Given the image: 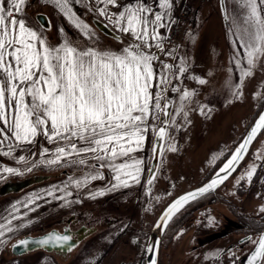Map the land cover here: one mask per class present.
I'll list each match as a JSON object with an SVG mask.
<instances>
[{
  "label": "rangeland",
  "instance_id": "obj_1",
  "mask_svg": "<svg viewBox=\"0 0 264 264\" xmlns=\"http://www.w3.org/2000/svg\"><path fill=\"white\" fill-rule=\"evenodd\" d=\"M257 3L259 8H264V4L259 3V0ZM192 5L196 8V13L187 24L182 40L176 44L166 41L168 47L166 46L165 53L172 51L173 54L168 56L163 53L162 59L153 62L154 69L159 71L163 63L178 67L180 58H183L185 72L179 79H173L172 83L195 94L190 102H186L187 120L182 116L177 118L182 125L181 129L179 131L169 129L171 139L165 138L159 168L152 184L145 183L155 137L150 131L142 150L132 154L133 157L142 160L139 183L130 180L128 187L113 188L115 183L109 182L114 181V173L108 168L109 179L103 185L87 183L77 188L70 180L66 184V191L71 193L68 195L71 199L74 200L72 196L75 197L76 191L81 192L77 194L76 203L79 204L85 218L94 222L100 221L99 231L67 256L36 250L22 255L25 264H138V243L140 233L146 224L148 226L152 224L161 208L177 193L203 182L221 163L223 156L231 151L245 134V130L264 102V56L256 60L255 66L251 68L252 75H243V72L249 69L247 50L242 46L243 41L240 39L244 27L242 19L246 15V10L242 8L241 0H192ZM71 6L94 33L91 38L77 29L48 0H26L22 18L26 20L28 27L42 32L48 43L53 46H58L67 39L80 48L91 46L102 50L120 51L137 42L124 43L111 38L93 25L91 20L96 16L118 31L108 18L101 16L97 11L96 0H72ZM152 7L155 9V4ZM39 10L49 15L52 22L49 30L44 29L36 20L35 13ZM117 12L119 11L110 13ZM166 21L167 17L163 22ZM118 32L125 36V33ZM152 43L151 49L144 50L157 55L158 52L161 53L160 49L155 47V41ZM199 79H204L206 83L200 84ZM165 95L173 96L174 106L179 105L178 93ZM149 123L156 121L150 120ZM173 144L176 151H169V145ZM44 148L51 151L42 155ZM54 150L55 145L49 143L43 136H38L33 144L12 142L10 155L4 154L9 151L8 143L0 145V185L4 180L29 175L52 176L44 182L34 183L21 192L0 195V224H6L11 220L10 226L14 229L0 238L6 241L0 245V264H5L8 260L12 241L23 235L41 233L57 224L65 215L62 209L63 185L59 183L60 170L65 163L55 165L47 163V160L54 159ZM254 155L260 159L264 157V131L253 143L242 165ZM20 157H24V160ZM4 168H13L17 171L6 173L3 172ZM242 170L243 168L232 175L219 190L238 202L244 213L254 215L256 192L254 186L249 193L247 192L248 196L236 192L233 186L240 178ZM86 173L72 177L73 181L82 180ZM55 174L58 176H53ZM259 179L264 181V173ZM247 186L245 185L244 191L247 190ZM123 188L127 190L130 198L118 200L117 197L122 196L119 189ZM101 191L104 195H96L93 198V194ZM145 195H148V201L144 211ZM113 196L116 197L115 200L111 199ZM212 210L210 207L204 208L205 213ZM211 219L212 214L205 217L203 223L199 225L197 222L191 223L186 229L193 227L195 232L199 230L200 233L209 232L208 235H212L217 232L221 218L216 217L218 221L212 226ZM117 220L114 226H105V223ZM21 225L24 226L20 227ZM177 244L178 240L175 239L169 246V251H164L166 256L163 257V264H176L178 258L174 257L173 251L177 250ZM206 249L207 246L201 248ZM180 252H177V257Z\"/></svg>",
  "mask_w": 264,
  "mask_h": 264
},
{
  "label": "snow or ice",
  "instance_id": "obj_2",
  "mask_svg": "<svg viewBox=\"0 0 264 264\" xmlns=\"http://www.w3.org/2000/svg\"><path fill=\"white\" fill-rule=\"evenodd\" d=\"M48 2L53 3L85 36L91 38L94 35L73 10L72 0ZM154 2L155 9L147 0H130L123 6L117 0H96L100 15L108 18L118 31L137 41L120 51H108L91 46L80 48L67 39L58 46L50 45L42 32L28 27L22 18L26 0H0V125H3L0 127V145L8 143L9 151L4 152L5 155L11 154L12 142L33 144L38 136H43L55 145L54 159L47 160L48 164L67 163L89 170L82 180L73 181L69 177L77 188L89 180L104 179L100 171L104 168L114 173L116 183L113 188L128 187L130 180L139 183L142 160L132 154L142 150L150 131L157 141L171 139L169 129H181L177 118L182 116L187 120L186 102H190L195 94L172 83L185 72L183 58L178 67L163 63L158 71L153 62L159 56L144 50L151 49L155 41V47L164 52L159 29L168 26L163 21L170 15L172 0ZM259 3L264 4V0ZM241 4L246 15L242 19L244 27L240 39L247 50L249 65L243 75L250 76L256 60L264 56V8L258 7L257 0H241ZM109 5L122 10L110 13ZM164 54L171 56L173 52ZM198 82L206 83L204 79ZM165 93H178L179 105L174 106V97ZM150 120L156 123L150 124ZM261 129H264V114L259 115L247 137L216 173V178L176 199L157 226H166L173 214L189 200L227 179ZM168 150L176 151L175 145H169ZM50 151L44 148L41 154ZM152 151L158 152L157 144ZM20 159L24 160V157ZM16 171L3 169L6 173ZM254 172V167L248 171V180ZM154 179L155 176H151L148 184L151 185ZM96 195L102 196L104 192L93 194V198ZM260 211L264 212V206ZM11 223L8 220L6 224H0V238L6 232L14 231ZM70 240L69 235L50 233L36 241L19 240L15 247L27 249L33 243L63 247ZM5 242L0 239V245ZM150 264H157V261L152 259ZM247 264H264V235L259 238Z\"/></svg>",
  "mask_w": 264,
  "mask_h": 264
},
{
  "label": "flooded vegetation",
  "instance_id": "obj_3",
  "mask_svg": "<svg viewBox=\"0 0 264 264\" xmlns=\"http://www.w3.org/2000/svg\"><path fill=\"white\" fill-rule=\"evenodd\" d=\"M39 11H36V13ZM263 131L264 129L260 132L259 136ZM259 136L257 137V139L259 138ZM257 139L255 140V142L257 141ZM151 154H152V149H151ZM150 163H151V159H150ZM241 165L232 174L234 176L239 169L243 168L240 178H238V180L234 182L233 186L236 192L239 191L241 195L247 194L246 196H248L249 191H251L252 187L254 186V191L256 190V192L254 193V215L253 214L249 215L247 213H244L243 207L239 205L238 202H235L230 196H226V194L220 191L219 187H221L223 184L211 192H207L205 194L197 196L195 199L189 200L186 204H184L183 207H181L177 212L173 214L171 220H169V222L165 227V230L163 232L160 241L158 264H163V257L166 256L164 251H169L168 248L175 239L178 240L177 250L173 251L174 257L178 258L176 264L180 262H181L180 264H245L246 259L249 256L250 252L258 246L259 238L262 235H264V212L260 211L261 207L264 206V185H263L264 181L259 179L260 176L264 173V157L263 159L262 158L260 159L257 157V155H254L251 159L247 160L246 163H244L242 166ZM246 166H248L246 168L247 170L245 169ZM253 167L255 168V172L253 173L251 180H248L247 173ZM100 170L103 173L104 179L90 180L88 181V183H92L93 185H98V184L103 185L107 182L110 174L108 171L109 169L104 168ZM84 172H88V171L87 170L84 171L81 167L69 166L67 163L62 165L60 170L59 175L61 176L60 177L61 179L59 180V183L63 185L62 209L65 215H63L59 219L57 224L50 226L47 230H50L51 228H57L60 232H65L69 230L70 231L69 234H71L72 237H77L78 236L77 231L80 228L86 227L83 233H86L90 229H93L92 232L86 234L79 241V243H77L71 250H69L66 253L64 252L57 253L62 256H67L69 253L76 250L85 240L96 234L100 229V221L94 222L92 220H89L88 218H85V216L82 213V209L79 207V204L76 203L78 198L77 194H80L81 192L76 191L75 197L72 196V198H74L73 200L68 196L66 191V184L69 183V177H74L76 175L81 176ZM148 174H149V170L145 181V183L147 184H148V180H147ZM46 175L47 178H44L40 181H36L34 183L36 184V183L44 182L52 177L51 174H46ZM56 175L57 174L53 176ZM241 177H243V179H241ZM23 178L8 179V180H4L1 183L3 184L8 181L20 180ZM227 181L225 183H227ZM109 183H116V181L115 180L113 182L110 181ZM245 185L248 186H247V190L244 191ZM195 186L197 185H194L192 187ZM119 190L121 191L122 196H118L117 197L118 200L130 198L127 190H125L124 188ZM13 193H17V192H13ZM126 194L128 196H125ZM115 198L116 197L113 196L111 199L115 200ZM147 201H148V195H145L143 202L144 211L147 206L146 205ZM81 204L82 203L80 202V205ZM163 207L161 208V210L163 209ZM205 207H210L213 210L211 212L205 213L204 212ZM210 214H212V219L210 223L211 226L217 223L218 220H216V217L221 218V220L219 221V228L217 229V232H215L214 234L208 235L209 232L200 233L199 230L195 232L193 227H188V229H186V226L191 225V223L197 222V225L203 223V219L207 216H210ZM117 222L118 220L114 222L109 221L105 223V226L111 227L114 226ZM153 223L150 224L149 226L146 224V226L143 228V230L140 233L141 236H140V241L138 243L139 246L138 263L140 262L141 257L143 256V251L146 248L148 235ZM206 246H207L206 250H201V248H204ZM179 251L181 252L178 253V257H177V252Z\"/></svg>",
  "mask_w": 264,
  "mask_h": 264
},
{
  "label": "water",
  "instance_id": "obj_4",
  "mask_svg": "<svg viewBox=\"0 0 264 264\" xmlns=\"http://www.w3.org/2000/svg\"><path fill=\"white\" fill-rule=\"evenodd\" d=\"M223 10L225 11L224 1H223ZM35 18L38 21V23L44 29L49 30L51 28L52 22H51V19H50L49 15L46 12H44V11L37 12L36 15H35ZM92 22H93L94 26L97 29H99L102 33H104L105 35H107V36H109L111 38L117 39V40H121L122 39V35L120 33H118L115 29H113L110 25H108V23L106 21H104V20H102V19L94 16L92 18ZM260 114H264V104L261 107L260 111L255 116V118L253 119V121L251 122V124L248 127V129L246 130L244 136L242 137V139L239 141V143L237 145L241 144L243 142V140L247 137L248 133L250 132L251 128L254 126L255 121L258 119V117H259ZM262 130L263 129H261L258 132L257 136L248 145L246 152L243 154V158L236 163V165H235V171L238 169V167L240 166V164L243 162V160L247 156L248 152L250 151V148H251L252 144L257 139V137L259 136V134H260V132ZM164 141H165V139L162 140V141H157L156 136L154 138L153 146H154V144H157L158 145V152L157 153H153V151H152V158H151V165H150V169L152 171H149L148 179L147 180H149V178L151 176H153V175L155 176V174H156V172L158 170L159 163H160V158H161V153H162V151H160L159 148H162V150H163ZM237 145L233 148V150L230 152V154L228 155V157L219 166V168H217L207 179H205L201 184H199V185H197L195 187L189 188V189H187L185 191H182L181 193L177 194L176 196H174L163 207V209L158 214L157 218L155 219V221H154V223H153V225H152V227L150 229V232H149V235H148V240H147V245H146V248H145V254L141 258L139 264H150V261L152 259H155L157 261V264H158L160 241H161L163 232H164L165 227H166V226H160V227L157 226L158 224L161 223V221H160L161 216L163 215V213L167 210V208L176 199H178L181 196L186 195L187 193L195 192L197 189H199V188L207 185L208 183L211 182L212 179L216 178V173L219 172L220 168L223 167L224 163H226V161L231 157V155L233 154V152H234L235 148L237 147ZM235 171H231V175H229L227 177V179L223 180L222 183H219L217 187H215L214 189L209 190L208 192L215 190L220 185H222L223 183H225L232 176V174ZM221 175L223 176L224 174L221 173ZM44 178H47V175H32V176H28V177H25V178L20 179V180H14V181L5 182V183H3L0 186V195L1 194H6V193H9V192H19V191L23 190L24 188L32 185L34 182L40 181V180H42ZM200 195H202V194H200ZM85 228L86 227H82V228H80L77 231V233H78V236L77 237H72L71 234H69L70 233L69 230H67L65 232H60L57 228H51L50 230H47V231H45L43 233H39V234H34V235L33 234H27V235H24L22 237L17 238L16 240H14L12 242V244L10 246V252L13 255H23V254L29 253V252L34 251V250H37V249H44V250L49 251V252H56V253H58V252H64V253H66V252L69 251V248L72 249L77 243H79V241L86 234L92 232V230H93V229H90L88 232L83 233V231H84ZM50 233H59L61 235H69V236H71V240H70V242H69L68 245H64L63 247L58 246V245H54V244H49V245H46V246H41V245L35 244V243L31 244L29 246V248H27V249L24 248V247H15V245L17 244V242L19 240H22V239L27 238V239L36 241V240L45 238ZM149 248H153L154 250L153 251H148ZM253 251H254V249L250 252L249 256L251 255V253ZM248 257H247V259H248ZM247 259H246L245 264H247Z\"/></svg>",
  "mask_w": 264,
  "mask_h": 264
},
{
  "label": "built area",
  "instance_id": "obj_5",
  "mask_svg": "<svg viewBox=\"0 0 264 264\" xmlns=\"http://www.w3.org/2000/svg\"><path fill=\"white\" fill-rule=\"evenodd\" d=\"M130 0H117L121 6L129 3ZM122 10V8H114L108 6V11ZM193 5L192 0H180V7L176 12L175 19L167 29L165 41L171 44H176L184 31V28L192 14ZM5 264H25L20 256H11Z\"/></svg>",
  "mask_w": 264,
  "mask_h": 264
},
{
  "label": "crops",
  "instance_id": "obj_6",
  "mask_svg": "<svg viewBox=\"0 0 264 264\" xmlns=\"http://www.w3.org/2000/svg\"><path fill=\"white\" fill-rule=\"evenodd\" d=\"M147 3L150 4L151 6H153L155 4L154 0H147ZM178 7H179V0H172V9L170 11V15L167 16V21L165 23L166 25L169 26L171 24V22L174 20V17H175V14H176V11H177ZM168 26L166 28H161L159 30L160 34H161V37H162V40H163V48H164L165 51L167 50L166 46L168 47V45H167L164 37H165V33H166V30H167ZM121 41L124 42V43H130V42H134L135 40H134V38L131 35L125 34V36L122 35V40ZM165 51L161 52V53L158 52V56L160 57V59H162L161 58L163 56L162 54L165 53Z\"/></svg>",
  "mask_w": 264,
  "mask_h": 264
},
{
  "label": "trees",
  "instance_id": "obj_7",
  "mask_svg": "<svg viewBox=\"0 0 264 264\" xmlns=\"http://www.w3.org/2000/svg\"><path fill=\"white\" fill-rule=\"evenodd\" d=\"M229 152H230V151H229ZM229 152H227V154H225V155L223 156V158H222L223 160H224V158L227 157V155L229 154ZM222 159H221V160H222ZM223 160H222V161H223ZM222 161H221V162H222ZM218 166H219V165H218ZM218 166H216V168H217ZM216 168H215V169H216ZM144 253H145V250L143 251V255H144Z\"/></svg>",
  "mask_w": 264,
  "mask_h": 264
},
{
  "label": "bare ground",
  "instance_id": "obj_8",
  "mask_svg": "<svg viewBox=\"0 0 264 264\" xmlns=\"http://www.w3.org/2000/svg\"><path fill=\"white\" fill-rule=\"evenodd\" d=\"M239 145H240V144H239ZM239 145H237V147H238ZM237 147H236V148H237ZM236 148H235V150H236ZM235 150H234V152H235ZM234 152H233V153H234ZM230 158H231V157H230ZM230 158H229V159H230ZM226 162H227V161H226Z\"/></svg>",
  "mask_w": 264,
  "mask_h": 264
}]
</instances>
